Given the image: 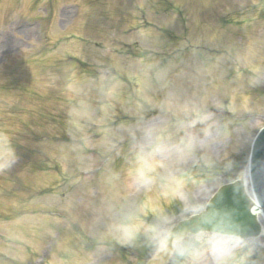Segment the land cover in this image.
Returning a JSON list of instances; mask_svg holds the SVG:
<instances>
[{
	"label": "rangeland",
	"instance_id": "obj_1",
	"mask_svg": "<svg viewBox=\"0 0 264 264\" xmlns=\"http://www.w3.org/2000/svg\"><path fill=\"white\" fill-rule=\"evenodd\" d=\"M263 126L264 0H0V264H145ZM195 241L186 264H264Z\"/></svg>",
	"mask_w": 264,
	"mask_h": 264
},
{
	"label": "water",
	"instance_id": "obj_2",
	"mask_svg": "<svg viewBox=\"0 0 264 264\" xmlns=\"http://www.w3.org/2000/svg\"><path fill=\"white\" fill-rule=\"evenodd\" d=\"M260 136L261 137L255 145L256 147L253 155V175L254 183L257 189V195L264 209V131ZM250 206V201L247 199V196H243L241 192H239L238 190L235 191L232 187H226V189L219 193L217 195V198L211 202V204L208 206L209 208L207 212L204 213L202 217L204 219H218V217L220 216L223 217L224 212H226L227 210L231 211L232 209L236 215L238 214L244 216L247 219V222H249L251 226H255L254 228L257 229L254 218L247 215V210ZM227 220H229V218H227ZM189 224L190 222L185 223L180 228L179 233H176L172 237H170V240L167 242L166 247L159 256L157 264L166 263L170 251L172 250L171 247L173 243L176 241L179 235L188 231Z\"/></svg>",
	"mask_w": 264,
	"mask_h": 264
},
{
	"label": "bare ground",
	"instance_id": "obj_3",
	"mask_svg": "<svg viewBox=\"0 0 264 264\" xmlns=\"http://www.w3.org/2000/svg\"><path fill=\"white\" fill-rule=\"evenodd\" d=\"M244 179H245L244 181L246 182V176L244 177Z\"/></svg>",
	"mask_w": 264,
	"mask_h": 264
}]
</instances>
